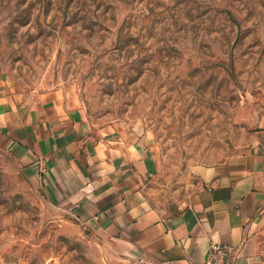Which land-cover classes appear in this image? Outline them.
I'll return each instance as SVG.
<instances>
[{
  "label": "rangeland",
  "instance_id": "374dc122",
  "mask_svg": "<svg viewBox=\"0 0 264 264\" xmlns=\"http://www.w3.org/2000/svg\"><path fill=\"white\" fill-rule=\"evenodd\" d=\"M61 89L93 129L157 150L146 191L166 218L197 167L251 150L264 175V0H0V84ZM0 127V137H1ZM252 229L264 264V196ZM0 255L24 264H133L48 202L0 143Z\"/></svg>",
  "mask_w": 264,
  "mask_h": 264
},
{
  "label": "crops",
  "instance_id": "0c3cea01",
  "mask_svg": "<svg viewBox=\"0 0 264 264\" xmlns=\"http://www.w3.org/2000/svg\"><path fill=\"white\" fill-rule=\"evenodd\" d=\"M0 143L18 156L49 203L80 222L106 254L133 264H203L210 245L239 250L235 264H257L251 232L264 196L256 151L197 167L199 187L179 214L164 217L146 191L157 150L114 125L93 129L61 89L23 94L0 84ZM0 264H24L0 255Z\"/></svg>",
  "mask_w": 264,
  "mask_h": 264
},
{
  "label": "built area",
  "instance_id": "2783aa9c",
  "mask_svg": "<svg viewBox=\"0 0 264 264\" xmlns=\"http://www.w3.org/2000/svg\"><path fill=\"white\" fill-rule=\"evenodd\" d=\"M239 250L237 247L213 243L210 245L208 257L203 264H235Z\"/></svg>",
  "mask_w": 264,
  "mask_h": 264
}]
</instances>
